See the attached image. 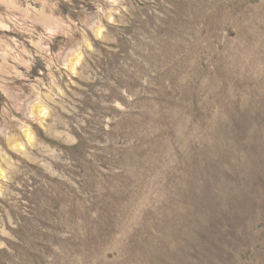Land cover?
Returning <instances> with one entry per match:
<instances>
[{"label":"rangeland","instance_id":"rangeland-1","mask_svg":"<svg viewBox=\"0 0 264 264\" xmlns=\"http://www.w3.org/2000/svg\"><path fill=\"white\" fill-rule=\"evenodd\" d=\"M0 264H264V0H0Z\"/></svg>","mask_w":264,"mask_h":264}]
</instances>
